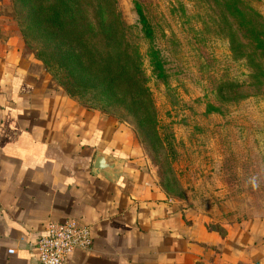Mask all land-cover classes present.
<instances>
[{
  "label": "rangeland",
  "instance_id": "374dc122",
  "mask_svg": "<svg viewBox=\"0 0 264 264\" xmlns=\"http://www.w3.org/2000/svg\"><path fill=\"white\" fill-rule=\"evenodd\" d=\"M246 1L264 18V0H242V12ZM38 2L10 0L6 9L26 49L44 56L54 87L71 88L80 103L130 130L135 158L166 196L215 226L264 218V85L253 77L246 38L226 0H76L73 21L53 31L28 21L27 12L38 18ZM135 3L154 29L161 77L150 64ZM67 51L81 58L90 78L108 81V64L118 76L129 56L139 71L101 87L89 79L77 89Z\"/></svg>",
  "mask_w": 264,
  "mask_h": 264
},
{
  "label": "crops",
  "instance_id": "0c3cea01",
  "mask_svg": "<svg viewBox=\"0 0 264 264\" xmlns=\"http://www.w3.org/2000/svg\"><path fill=\"white\" fill-rule=\"evenodd\" d=\"M9 2L0 0V264H40L47 222L66 219L89 225L92 243L65 264H264V218L215 226L166 196L127 127L51 84L6 17Z\"/></svg>",
  "mask_w": 264,
  "mask_h": 264
},
{
  "label": "trees",
  "instance_id": "16d2710c",
  "mask_svg": "<svg viewBox=\"0 0 264 264\" xmlns=\"http://www.w3.org/2000/svg\"><path fill=\"white\" fill-rule=\"evenodd\" d=\"M21 1H24V3L26 2V0H21ZM226 2L227 5H229V9L231 11V13H229L230 20L232 21L234 20L236 27L238 29L243 30V35L246 38V60L248 61L252 71H256L253 77L258 82V86L264 85V82L261 81V77H264V18H262V16L258 12H256V10L251 6L250 1L249 2L246 1V12H242L239 9L238 4H244L242 3V0H226ZM75 4H76V0H39L37 6L35 7V12L37 14L36 16H38V18L33 19L31 17V14L28 12L26 13V16L28 17L27 18L28 21L30 22L33 20V23L36 26H38V23L40 24L41 22H43L47 28L51 29V31L62 30L65 27L66 19H70L73 21L74 12H75L73 8ZM135 7L138 15L140 32L142 36L150 43V47L148 49V57L150 59V64L153 70L157 73L156 74L157 77H161L164 75L162 61L159 58L158 51L152 45L155 38L154 29L151 23L149 22L148 18L146 17L145 13L143 12L140 4L135 3ZM40 15L43 18H40ZM236 46L239 47L240 45L236 43ZM53 50H55L59 56L60 53H64V51L58 48L51 49V51ZM34 56L36 57L37 60H39L42 63L44 69L47 72L48 68L44 56H42L39 52L35 53ZM66 58H67L66 62L68 65H69L68 60H72L69 66L74 64L76 65V67H72L71 69H72V75L76 80L75 83L77 84L74 86V88L77 89L86 88L85 85H87L89 79L93 80L91 83L95 82L96 86L101 87L102 83L104 82L109 84L110 81L111 82L116 80L117 82L121 81L122 72L124 73V75L129 77L131 72L134 71L135 74H138L139 71L138 61L135 58L129 56L128 63L124 62L122 65H118V69L120 73L118 76L114 75L113 72L114 68H112V65L108 64V69L105 70L104 76L110 77V79L106 81L105 79H100L95 76H92V78H90L86 72V68H84L81 58L75 55L74 53L67 51ZM92 63L95 64L94 62ZM90 84L88 85L90 86ZM61 89L68 96L74 98L73 96L75 91H72L71 88L68 89L66 88L65 90L62 87ZM100 93L104 95L106 92L100 91ZM125 95L126 94L124 93V98ZM137 104H138L137 107H139L142 110V113H144L146 107L142 103V101L138 100ZM80 105L87 109L97 111L96 109H94V107H90L82 103H80Z\"/></svg>",
  "mask_w": 264,
  "mask_h": 264
},
{
  "label": "built area",
  "instance_id": "2783aa9c",
  "mask_svg": "<svg viewBox=\"0 0 264 264\" xmlns=\"http://www.w3.org/2000/svg\"><path fill=\"white\" fill-rule=\"evenodd\" d=\"M91 243L89 225L75 219L62 222L50 220L36 244V252L40 264H65L70 253L87 250ZM9 253H14V250L10 249Z\"/></svg>",
  "mask_w": 264,
  "mask_h": 264
},
{
  "label": "water",
  "instance_id": "95a60500",
  "mask_svg": "<svg viewBox=\"0 0 264 264\" xmlns=\"http://www.w3.org/2000/svg\"><path fill=\"white\" fill-rule=\"evenodd\" d=\"M105 156L104 155H97L96 158H95V161H94V169L97 170V169H100L101 166H102V160H104ZM110 164V163H109ZM112 165V164H110Z\"/></svg>",
  "mask_w": 264,
  "mask_h": 264
}]
</instances>
